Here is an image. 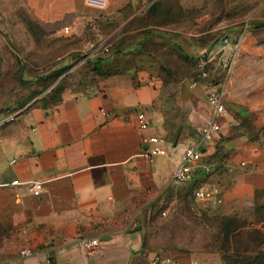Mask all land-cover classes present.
Returning a JSON list of instances; mask_svg holds the SVG:
<instances>
[{
  "label": "crops",
  "instance_id": "1",
  "mask_svg": "<svg viewBox=\"0 0 264 264\" xmlns=\"http://www.w3.org/2000/svg\"><path fill=\"white\" fill-rule=\"evenodd\" d=\"M12 1L23 3L45 33L118 21L120 26L111 35L115 40L136 33L138 41L126 45L129 50H140L145 41L144 47L156 45L157 51L173 44L183 48L185 37L190 48H197L198 85L196 94L184 84L172 105L167 76L144 70L117 72L99 78L89 91H64L59 100L20 114L19 134L2 137L0 263L150 264L160 254L176 258L179 264H225V258L236 253L231 235L229 247H221L219 224L209 226L217 237L208 247L197 240V221L192 223L193 234L185 239L169 235L160 242L149 239L143 229L148 218L141 211L148 210L150 200L161 204L169 198L180 153L194 142L189 131H196L197 140V129L210 115L204 89L217 84L224 72L220 39H215L219 31L241 37L224 82L225 113L219 117L221 134L232 131L225 141L230 166L227 182L218 184L222 203L205 205L202 213L246 221L241 229L264 232V22L251 21L264 20V0H108L98 12L85 0L0 3ZM219 3L241 11L236 21L234 17L219 21L215 15ZM231 51L227 46L225 59ZM150 61L153 66L162 64L159 58ZM202 70L210 77L199 78ZM216 70L221 79L214 77ZM139 111L148 122L145 129L137 126ZM250 115L257 118L261 130L256 141L241 125ZM154 134L165 140L168 155L148 160L141 140ZM35 181L43 186L38 197L29 190ZM176 209L181 213L174 205ZM81 238H98L99 243L83 248L78 244ZM259 248L238 254L254 256ZM22 249L31 253L20 255Z\"/></svg>",
  "mask_w": 264,
  "mask_h": 264
},
{
  "label": "rangeland",
  "instance_id": "2",
  "mask_svg": "<svg viewBox=\"0 0 264 264\" xmlns=\"http://www.w3.org/2000/svg\"><path fill=\"white\" fill-rule=\"evenodd\" d=\"M215 10L219 21L223 17L228 22L233 21L241 13L236 10V6L230 8L223 3L217 4ZM251 21L257 24L264 22L256 19ZM119 26L118 21L106 24L96 21L95 25L86 23L77 31L68 29L60 33H45L23 3H0V161L4 154L2 137L19 134L18 125L22 123L20 114L34 105H45L57 100L64 91H89L99 78L106 75L144 70L167 76L171 83L165 85L172 105L176 104V93L183 90L185 85L197 94V48H190L189 39L183 37V48L173 44L172 47L157 51L156 45L144 47L143 41L140 50H129L126 45L129 46L131 41L137 42L139 37L133 33L115 40L111 35ZM226 33L219 31L215 39L224 36L230 38ZM153 58L161 59L162 64L151 65L150 59ZM213 74L216 79L219 77L217 70ZM179 80L183 83L174 82ZM206 89L204 92H208ZM258 124L253 115L241 120L244 131L253 141L261 133ZM221 129L220 136L202 154L199 165L203 169L197 173V182L218 185L228 180L226 171L230 166V152L226 149L225 141L231 139L229 134L232 131L223 136ZM195 134L196 131H189L194 142L197 137H194ZM169 187L173 190L169 198L160 200L161 204L150 200L148 212L146 208L141 210L148 218L143 223V229L149 239L160 242L167 235L185 239L193 234L192 223L197 221V240L202 247H208L217 237L215 232L209 230V226H220V219L197 213L189 185L172 181ZM174 205L182 209L181 213L174 210ZM198 208L204 210L203 207ZM242 222L247 223L237 220L235 225L241 226ZM256 232L260 231L240 229L238 235L234 236V244L239 248L246 241L253 243L264 239V232Z\"/></svg>",
  "mask_w": 264,
  "mask_h": 264
},
{
  "label": "built area",
  "instance_id": "3",
  "mask_svg": "<svg viewBox=\"0 0 264 264\" xmlns=\"http://www.w3.org/2000/svg\"><path fill=\"white\" fill-rule=\"evenodd\" d=\"M86 6L94 9L103 10L107 7L108 0H85ZM64 31L68 30V27L63 28ZM241 37L239 35L229 38L224 36L220 38L221 48L219 54L222 56V65L224 72L222 73V79L217 84L211 85L206 94L207 104L210 109V115L204 120L203 124L197 129L198 138L192 143L184 147L180 153V160L175 166L172 173V181L179 184H186L192 181L193 173L196 168L199 167V163L204 152V149L213 144L220 134L219 117L225 113L224 105V82L226 76L229 75L233 64L235 62L236 54L240 46ZM231 45L232 51L224 58L225 49ZM199 78L210 77L207 71L202 70L198 73ZM214 81L213 74L211 76ZM136 122L139 129H145L148 127V122L145 118L144 112L139 111L136 115ZM141 144L147 152L148 160H153L157 156H167L168 150L165 146V140L157 134L143 137ZM12 184H16L17 180H13ZM29 190L31 194L38 197L43 192V186L40 182H32L29 184ZM222 190L220 185L215 184H198L192 191V199L198 207H204L205 205L218 206L222 203ZM99 243L98 238H81L78 240V244L83 248H90L96 246ZM31 251L29 249H22L20 255H29ZM52 258L49 257L48 261ZM0 264H11L10 260H5ZM150 264H179V261L169 255L156 254L151 260Z\"/></svg>",
  "mask_w": 264,
  "mask_h": 264
},
{
  "label": "trees",
  "instance_id": "4",
  "mask_svg": "<svg viewBox=\"0 0 264 264\" xmlns=\"http://www.w3.org/2000/svg\"><path fill=\"white\" fill-rule=\"evenodd\" d=\"M59 99L60 98H58L57 100ZM202 169H203L202 166L199 165V167L194 170L192 181L189 183L183 184V185H189V187H191L193 191V188H195L198 184H201V182H197V173L201 171ZM195 209H197L198 213L203 212L202 209L200 210L198 207L196 208V203H195ZM236 221L237 220L235 218H221L220 219V228L223 233V241H222L221 247L222 248L229 247L226 245V243L229 240V237L231 235V238H232L231 243H232L234 251L236 252L232 254V256L230 255L225 258L226 260L225 264H264V239L253 241V243L258 242L256 245H254L252 241H246V243L242 244L239 248H237L236 243L234 244L235 240H234L233 234L235 233V231H238L236 234H234V235H238L239 230L243 226V222L241 223V226L235 225ZM256 233L260 234V232H256ZM252 246H254L253 250L258 249L260 247L254 256H244V255L238 254L240 251L246 252L248 249L252 248Z\"/></svg>",
  "mask_w": 264,
  "mask_h": 264
},
{
  "label": "water",
  "instance_id": "5",
  "mask_svg": "<svg viewBox=\"0 0 264 264\" xmlns=\"http://www.w3.org/2000/svg\"><path fill=\"white\" fill-rule=\"evenodd\" d=\"M216 42H217V40H215V41L209 46V48L206 50V52L203 54V56H206L207 53H209V52L212 50V48H213V46L216 44Z\"/></svg>",
  "mask_w": 264,
  "mask_h": 264
}]
</instances>
